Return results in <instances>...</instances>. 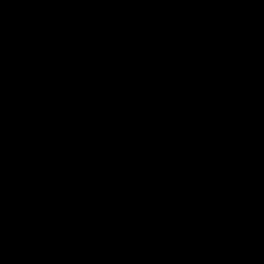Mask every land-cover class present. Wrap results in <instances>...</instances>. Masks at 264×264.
<instances>
[{
  "label": "water",
  "instance_id": "1",
  "mask_svg": "<svg viewBox=\"0 0 264 264\" xmlns=\"http://www.w3.org/2000/svg\"><path fill=\"white\" fill-rule=\"evenodd\" d=\"M181 54L236 91L220 201L160 240L120 216L112 164L165 57L136 0H0V264H264V4L183 0Z\"/></svg>",
  "mask_w": 264,
  "mask_h": 264
},
{
  "label": "built area",
  "instance_id": "2",
  "mask_svg": "<svg viewBox=\"0 0 264 264\" xmlns=\"http://www.w3.org/2000/svg\"><path fill=\"white\" fill-rule=\"evenodd\" d=\"M240 1L264 4V0ZM136 2L141 9L147 11L155 28L157 45L165 56V72L141 128L113 162L112 177L119 196L121 218L139 232L162 237L169 230L147 225L137 211L126 185V167L146 159L152 143L186 134L189 129L184 124V118L189 111L193 112L199 128L218 124L222 119L240 124L241 119L235 90L224 83H213L201 74L191 60L181 54L183 0ZM238 144L231 157L227 158V166L219 184L220 193L226 187ZM185 213L190 214V210L186 209Z\"/></svg>",
  "mask_w": 264,
  "mask_h": 264
},
{
  "label": "crops",
  "instance_id": "3",
  "mask_svg": "<svg viewBox=\"0 0 264 264\" xmlns=\"http://www.w3.org/2000/svg\"><path fill=\"white\" fill-rule=\"evenodd\" d=\"M184 123L186 134L151 144L146 159L125 169L127 188L146 223L177 229L201 222L220 201L227 159L220 152L219 124L199 128L193 112Z\"/></svg>",
  "mask_w": 264,
  "mask_h": 264
},
{
  "label": "trees",
  "instance_id": "4",
  "mask_svg": "<svg viewBox=\"0 0 264 264\" xmlns=\"http://www.w3.org/2000/svg\"><path fill=\"white\" fill-rule=\"evenodd\" d=\"M219 129L223 138V143L220 147V152L223 154V156H225V158H230L233 150L236 148V144L241 141L243 126L241 123L235 124L228 120L222 119L219 121ZM146 224L154 227H162L159 224H149L148 222ZM184 225L185 224H181V226ZM173 232L174 231H172L171 233ZM170 234L160 239L163 240L167 238Z\"/></svg>",
  "mask_w": 264,
  "mask_h": 264
},
{
  "label": "bare ground",
  "instance_id": "5",
  "mask_svg": "<svg viewBox=\"0 0 264 264\" xmlns=\"http://www.w3.org/2000/svg\"><path fill=\"white\" fill-rule=\"evenodd\" d=\"M240 1V0H239ZM244 2V1H243ZM255 3H257V2H255ZM143 10V9H142ZM145 11V10H144ZM147 12V11H146ZM182 20H183V18H182ZM182 28V27H181ZM164 54V53H163ZM165 57V56H164ZM186 58V57H185ZM189 60V59H188ZM193 62V61H192ZM194 63V62H193ZM195 64V63H194ZM196 65V64H195ZM198 68V67H197ZM200 71V70H199ZM202 74V73H201ZM203 75V74H202ZM207 78V77H206ZM163 80V79H162ZM210 80V79H209ZM162 83V82H161ZM220 83V82H219ZM228 85V84H227ZM161 86V85H160ZM230 86V85H229ZM234 89V88H233ZM159 91V90H158ZM236 92V91H235ZM157 95V94H156ZM237 99V98H236ZM238 103V102H237ZM152 104V103H151ZM238 108H239V105H238ZM189 112H192V111H189ZM147 114V113H146ZM145 118H146V116H145ZM185 119V118H184ZM241 119V118H240ZM145 120V119H144ZM144 122V121H143ZM143 124V123H142ZM185 124V123H184ZM219 124V123H218ZM241 124H242V120H241ZM142 126V125H141ZM141 128V127H140ZM189 131V130H188ZM138 132V131H137ZM136 132V133H137ZM181 136V135H180ZM170 140V139H169ZM132 141V140H131ZM130 141V142H131ZM163 142H165V141H163ZM163 142H160V143H163ZM241 142V141H240ZM240 142H239V144H238V148H239V146H240ZM153 144V143H152ZM127 147V146H126ZM238 148H237V152H238ZM236 149V148H235ZM234 149V150H235ZM237 152H236V155H237ZM119 155V154H118ZM236 155H235V157L233 158V163H234V160H235V158H236ZM115 161V160H114ZM233 163H232V166H233ZM113 165V164H112ZM232 166H231V169H232ZM111 172H112V170H111ZM230 173H231V170H230ZM230 175V174H229ZM229 178V177H228ZM112 179H113V177H112ZM113 182H114V180H113ZM114 185H115V187H116V184H115V182H114ZM116 190H117V187H116ZM224 192V191H223ZM223 192L221 193V194H223ZM119 209H120V206H119ZM190 214H191V212H190ZM189 214V215H190ZM121 216V215H120ZM124 220V219H123ZM125 221V220H124ZM126 222V221H125ZM127 223V222H126ZM146 223V222H145ZM150 226V225H149ZM151 227H154V226H151ZM158 228H164V229H166V230H169L164 236H162V237H165L166 235H168V234H170L172 231H175V230H177L176 228H170V227H158ZM137 231V230H136ZM139 232V231H138ZM142 233V232H141ZM145 234V233H144ZM148 235V234H147ZM150 236H152V235H150ZM152 237H154V238H156V239H160V238H162V237H157V236H152ZM161 240V239H160Z\"/></svg>",
  "mask_w": 264,
  "mask_h": 264
},
{
  "label": "rangeland",
  "instance_id": "6",
  "mask_svg": "<svg viewBox=\"0 0 264 264\" xmlns=\"http://www.w3.org/2000/svg\"><path fill=\"white\" fill-rule=\"evenodd\" d=\"M227 159V158H226ZM220 198H221V196H220Z\"/></svg>",
  "mask_w": 264,
  "mask_h": 264
}]
</instances>
